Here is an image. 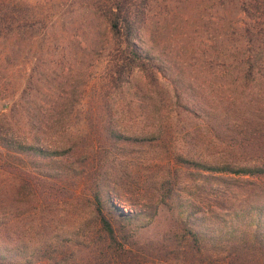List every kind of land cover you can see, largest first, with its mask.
Returning a JSON list of instances; mask_svg holds the SVG:
<instances>
[{
    "label": "trees",
    "instance_id": "trees-1",
    "mask_svg": "<svg viewBox=\"0 0 264 264\" xmlns=\"http://www.w3.org/2000/svg\"><path fill=\"white\" fill-rule=\"evenodd\" d=\"M84 3L108 35L105 64L89 92L103 111L97 115V135L116 146L159 140L175 131V139L181 144L171 157L177 170L187 169L186 180L179 179L175 169L162 174L160 180H150L144 199L151 204L125 211L115 202L120 193L113 190L109 178H78L67 195L88 202L90 215L68 222L64 236L56 231L34 252H25L12 238L15 219L34 214L29 205L36 203L50 183L62 178L66 168L61 167V152L52 149L48 140V131L60 122H54L53 115L46 120L44 113L32 109L22 95L13 100L15 91L11 90L17 87L5 80L2 95L10 106L0 114V153L25 161L28 170L14 168V162L2 165L15 170L4 172L9 183L0 189L6 208L0 218V264H141L172 253L185 264H216L205 251L214 237L209 229L214 220L222 224L231 247L230 264L242 258L243 264L264 258V0ZM14 5L11 0H0V39L9 38L12 43L15 18L10 11ZM162 15L169 16L166 19ZM170 22L175 28V57L164 54L166 42L160 40ZM149 24L151 36L144 37ZM3 28L7 32L3 33ZM100 46L98 42L85 45L93 49ZM133 71L142 74L145 90L152 93L139 128L122 125L124 115L111 110L120 106L116 105L120 102L117 96L126 89ZM170 71L175 77L167 85L174 84L156 86V73L167 76ZM214 77L227 78L221 85L229 93H218L215 84L205 91L209 85L195 81ZM162 101L165 104L159 107ZM238 182L259 188L261 198L251 202L246 197L240 206L229 204L232 199L228 191ZM159 204L170 214L171 234L140 241L141 231L152 221ZM227 209L230 217L219 219ZM248 218L252 222L247 223ZM234 233L236 239H232Z\"/></svg>",
    "mask_w": 264,
    "mask_h": 264
},
{
    "label": "rangeland",
    "instance_id": "rangeland-1",
    "mask_svg": "<svg viewBox=\"0 0 264 264\" xmlns=\"http://www.w3.org/2000/svg\"><path fill=\"white\" fill-rule=\"evenodd\" d=\"M11 1L15 3L14 9L10 12L15 18L12 29L16 36L13 43L9 38L0 39V114L8 111L10 106V101L3 99L2 83L5 80L12 81L17 87L11 90L15 91L13 100L22 95L30 101L32 109L44 113L46 120L49 121L53 115L54 122H60L48 131V140L52 149L61 152V167L66 168L62 170L63 177L50 183L36 203L29 205L35 213L27 217L19 215L15 219V236L12 235V238L16 246L24 247V251L29 253L38 249L40 242L52 239L56 231H61L64 236L68 222L90 215L88 202L67 195L78 178L83 180L85 176L92 178L101 175L109 178L114 183L113 190L120 193V197L114 198L115 202L123 210L132 211L141 209L143 204H151V201L144 199L146 191L149 190L147 183L150 180H160L162 174L167 175L176 170L180 175L179 179L185 181L184 172L187 169L177 170L171 157V152H175L177 145L181 144L175 139V131L159 140L148 139L137 144L121 143L123 145L116 146L108 145L97 135L96 132L100 130L97 115H101L103 111L100 104L89 97V92L103 70L108 45V39L105 38H108V35L104 32L103 24L86 11L85 0ZM147 29L144 37H149V33L151 36L152 26L149 24ZM4 32H7L5 28ZM163 32L166 36L160 40L166 42L165 46L163 45L164 54L175 57L177 50L174 25L170 22L163 28ZM93 42L102 44V47L97 49L85 47L86 44ZM155 76L156 86L174 84L172 81L167 85L175 77L171 71L167 76H162L160 72ZM223 80L228 81L222 77L209 78L206 81L195 79L196 82H203L202 85H209L204 87L205 91H209L212 84H215L218 93H229L227 88L221 85L226 84ZM144 83L142 74L133 71L126 89L117 96L120 102H116V105L119 104L121 107L117 106L115 111L111 110L114 114L124 115L122 125L135 128L142 126L140 116L148 111L151 105L150 98L152 99L148 97L152 93L145 90ZM163 104L165 101H162L159 107ZM172 120L171 127L175 130L173 116ZM21 122H26L25 116L21 117ZM3 162H14V168L21 166L28 170L25 161L0 153V189L3 187L5 189L9 183L4 172L15 170L8 166L3 167ZM249 185L238 182L237 186H232L228 191V197L232 199L229 204L240 206L245 203L246 197L251 202L259 200L262 196L260 189H253V185ZM22 199L21 197L19 201ZM2 200L3 195L0 193V218L6 209ZM16 204L19 205L20 202ZM69 212L73 214L71 218ZM219 216V219L229 218V210ZM216 222L217 220H214L209 225V229L214 233L208 232L214 237L205 246L207 258H214L216 264H219V261L220 264H226L224 261L230 264L228 254L231 247L224 236L222 224ZM250 222L252 219L248 218L247 223ZM172 227L170 214L159 204L152 221L141 231L139 240L145 238L156 240L167 233L170 235ZM231 235L232 233L229 234ZM236 236L237 233H234L232 239H236ZM242 260L235 261V264H243ZM184 262L180 256L172 253L169 256L163 255L160 259L149 258L141 264H185ZM206 262L203 260V263ZM244 264H264V258L260 257L257 262L255 260Z\"/></svg>",
    "mask_w": 264,
    "mask_h": 264
}]
</instances>
